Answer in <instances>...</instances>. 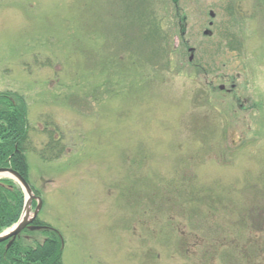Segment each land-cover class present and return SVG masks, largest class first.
Wrapping results in <instances>:
<instances>
[{"label": "rangeland", "instance_id": "1", "mask_svg": "<svg viewBox=\"0 0 264 264\" xmlns=\"http://www.w3.org/2000/svg\"><path fill=\"white\" fill-rule=\"evenodd\" d=\"M138 3L169 66L119 41ZM0 93L63 264H264L260 0H0Z\"/></svg>", "mask_w": 264, "mask_h": 264}, {"label": "trees", "instance_id": "2", "mask_svg": "<svg viewBox=\"0 0 264 264\" xmlns=\"http://www.w3.org/2000/svg\"><path fill=\"white\" fill-rule=\"evenodd\" d=\"M260 1L264 4V0ZM144 6L143 3L133 6L132 9L137 16L132 19L131 30H129L131 34L127 32L128 28L121 25L119 35L122 36L119 41L124 45L127 35H130L127 44L134 46L132 47L136 50L134 53L140 51L139 45H142V42H147L149 45L147 50L151 52L150 58L153 65L169 66L171 63L166 65L164 58L168 52L174 50V46L169 43L168 29L161 20L159 22L155 19L152 4L149 3L151 9ZM7 99L9 97L6 94H0V168L10 167L28 180L29 167L25 156L29 129L27 110L24 106H19ZM56 144L51 142L47 146V151L42 155L43 159L52 161L59 158L58 154L53 155L58 148ZM60 152L61 150L58 153ZM23 207L24 194L21 189L10 180H0V233L19 220ZM35 224L42 225L39 221ZM32 242L18 239L9 250L5 248L7 243L0 245V264H63L62 244L58 234L49 233L44 242L37 240Z\"/></svg>", "mask_w": 264, "mask_h": 264}, {"label": "water", "instance_id": "3", "mask_svg": "<svg viewBox=\"0 0 264 264\" xmlns=\"http://www.w3.org/2000/svg\"><path fill=\"white\" fill-rule=\"evenodd\" d=\"M206 34H208V33H206ZM0 176L10 177L14 181H16L21 186V188L23 189V192L25 194V199H26L24 210H23V213H22L18 223L15 225V227L12 229L11 232L0 235V244L2 242H5V241L12 238V241L8 245V248H9L12 245L13 241L16 239V237L19 236V234L24 229H26V228H28L29 230L41 229L39 227H33V226L29 227V225H31L34 222V220L37 218V216H38V214L42 208V202H41L40 198H37L34 195L29 184L26 182V180L18 172L14 171L12 169H9V168L0 169ZM34 200H36L38 202V205H37L32 217H31L32 202Z\"/></svg>", "mask_w": 264, "mask_h": 264}]
</instances>
